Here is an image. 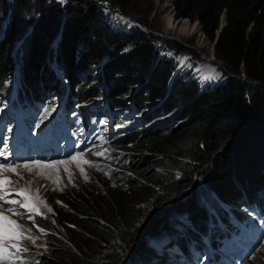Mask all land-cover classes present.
<instances>
[{"label": "trees", "instance_id": "1", "mask_svg": "<svg viewBox=\"0 0 264 264\" xmlns=\"http://www.w3.org/2000/svg\"><path fill=\"white\" fill-rule=\"evenodd\" d=\"M170 4L175 18L197 20L201 31L214 41L212 52L227 71L242 73L244 79L258 84L248 97L244 83L239 85L231 77L225 76L226 83L211 89L184 80L186 73L171 78L172 59L155 58L156 46L165 44L163 39L114 32L106 24L101 6L92 2L85 7L78 0L65 3L64 8L61 4L51 6L35 26L28 18L16 17L20 7L11 10V3L0 6V85L11 84L16 69L24 107L62 102L68 122L72 119L70 109L87 99L105 97L99 102L104 105L110 130L119 121L118 107L129 103L137 111L150 107L142 115L147 123L123 132L113 143L120 149L129 145L127 150L140 153L141 158L135 161L124 159L127 166H136L142 158L150 161L156 168L152 185L128 180L126 189L106 188L97 195L76 194L61 200L62 206H56L55 211L63 214L59 223L65 236L56 238L41 220L36 221L56 264H142L157 248L158 241L150 243L152 237L165 244L178 237L190 220L203 235L207 227L218 230L214 224L230 218L225 208H233L234 203L264 211V0H170ZM3 15L8 17V27L1 26ZM222 15L224 24L220 26ZM62 17L67 22L56 43L53 31ZM31 26L28 43V38L19 42V36L14 43L17 58L26 66L14 67L10 53L16 27L22 31ZM170 44L177 54L186 53L180 45ZM105 48L116 55L99 68V77L96 74L97 81L102 77L105 91L88 89L90 80L76 83L77 70L98 68ZM55 50H59L57 69L52 67ZM138 82L143 86L141 92L131 93L130 88ZM150 110L157 114L156 120L147 115ZM169 118L178 120L177 125L168 128L164 121ZM196 180L218 200L199 204L203 191ZM217 204L224 208L220 215L212 211ZM236 210L239 218H246L245 210ZM179 249L186 253L184 246ZM36 258L40 264H48L41 256ZM258 264H264V257Z\"/></svg>", "mask_w": 264, "mask_h": 264}, {"label": "rangeland", "instance_id": "2", "mask_svg": "<svg viewBox=\"0 0 264 264\" xmlns=\"http://www.w3.org/2000/svg\"><path fill=\"white\" fill-rule=\"evenodd\" d=\"M69 2H73V0H29L28 3H26L25 0H0V6L11 3V10L16 9V7H20V10L15 13L16 17L20 16V18H28V21L30 20L35 26L39 16L46 13L48 8H51V6H55L57 4H61L62 8H64L65 3ZM78 2H80L81 5H84V7L88 2L100 5L102 8L100 11L102 10L103 12L102 15L106 19V24H108V26H112V29L114 32L116 31V33H145L158 37L159 40L163 39L165 44L159 42L160 44L156 46L158 52L155 58L156 60L172 59L171 61L174 63V65L171 70L174 74L171 78H174L175 74H177V77H180L186 73L185 78H183L184 80L189 78L195 81V84L198 88L211 89V86H219L226 83L227 79H225V76L226 78L231 77L239 85L244 83L246 87V97H248V95L253 90H255L256 87H258V84L244 79L242 73H231L230 71H227L224 63H222L224 68H221L219 61L216 60L218 58H216L212 52L214 41H210L201 31L196 19L188 20L186 18H175L170 0H121L123 3H120V0H78ZM11 16H13V13H11ZM220 18L219 25L222 26L224 24L223 15L220 16ZM140 20L146 22L143 24L140 22ZM3 21L1 26L8 27L9 20L7 16L3 15ZM57 21L58 22L53 31V33L56 31L54 35L56 43L60 37L62 38V29L64 28L66 18H58ZM32 29L33 28L31 26L29 29L20 31V29L16 27V35L11 46L10 53L12 65L14 67L19 65L23 68V66H26L24 65V62L21 64V61L17 58V48L15 50L14 46L15 40L18 36L20 38L19 42L28 38V43L30 39L29 35L31 34ZM219 30L220 29L217 31L219 32ZM217 31L216 33L218 34ZM154 33L159 35H155ZM171 42L180 45L183 50L186 51V53L177 54L176 50L172 47V44H170ZM86 48L87 46L85 45L82 47V50H85ZM58 52L59 50H55L51 55L52 61L55 64L52 65V67L56 69V54H58ZM115 56V54H111V52L105 48L104 55L102 56V59H100L98 68L91 67L78 69L83 70L84 75L81 73H79V75L77 70L78 78L76 83H80L82 80H90L91 84L89 85L88 89H102V92H104L105 85L101 82L103 79L101 77V80L97 81L98 78L96 77V74L99 77V72L101 71L99 68H103L107 63L111 62ZM213 58L214 60H212ZM27 67H29V65H27ZM240 70L241 68L239 67V71ZM45 73L49 75L54 82H56L55 78L52 77L47 71ZM235 79L239 80L240 82ZM142 87L143 86H141L139 82L135 83L130 88V92H141L140 90ZM164 90L167 91L164 95L165 98L168 95V87H166ZM126 97L128 99L131 98V94H128ZM101 99H105V97ZM101 99H87L80 107L76 109V117L79 125L83 127L85 124L90 122L94 128H98L100 130L99 135L94 139L88 138L86 142L79 141L78 138L68 140L66 143L59 142L57 147H54L53 151L51 152L52 156L49 159V163L67 161L68 163L66 165L57 164L56 168L54 169L45 168L43 170L33 167L32 171H28L22 167L23 164H18L14 166L17 169L16 172L6 171L5 174L10 181L8 184L9 188H15L18 190L28 189L27 195L29 197L34 198L38 196L40 200L45 201L47 207H54L53 209L51 208V212H48L44 205H39L41 209L44 210V215L40 216V218L36 219V221L41 220L45 227L49 228L50 231H53L56 238L66 235L63 224L59 223V219H64L63 214H58L55 211V208H57L56 206H62L60 203L61 200L72 198L76 194L85 196L91 193L93 195H97L99 191L101 192L106 188L126 189L128 187V180L135 182L138 181L145 186L152 185V181H154L156 178L154 175L156 168L150 164L148 159L142 158L136 166H127V161L124 159H130L129 161L131 162L135 161L137 158H141V155L138 153V151L136 153L134 150H127L126 147L129 145H126V147L123 149H120L121 147L115 144H108L109 146L102 147L101 149L95 148L96 144H99V147H101L100 145L104 137L107 136V139L110 137L109 134H105L106 130H108L109 118L104 113L103 107L98 105ZM50 105L51 108L54 107L52 103H50ZM156 106H159V102L158 104L151 107L153 109ZM122 107L124 106L115 109L116 115L119 118V122L117 125L113 126L114 131L120 133L124 130V128H126L128 131V127L132 126L134 121H139V124L147 123V121L145 122L144 116L142 115L145 114L150 107L145 110L138 109V111L135 109L130 110L129 108L126 109ZM151 110L147 113V115L151 114L152 119L154 118L156 120L157 114L155 113L152 115ZM171 111L172 110H169L167 115H170L169 113H171ZM134 116L136 119L132 121ZM163 118H165V116H163ZM151 121L152 120L149 122L151 123ZM177 122L178 120L175 121L174 118H169L164 121V124L167 127L171 125L176 126ZM74 124L75 120H72L69 124H65L64 127L68 132H71L72 130L76 131V125ZM80 132L81 131H79V133ZM90 132L91 129L89 128L88 133L90 134ZM89 148H91V151ZM73 156H76L78 160L73 161ZM87 158L91 164L84 163ZM65 168H67V171ZM81 169H83V172H81ZM49 174H51V178H49ZM195 182L193 181V184L195 183L199 185V188H201L203 191V193L198 198L199 204L204 202L211 203L218 200V197L213 192L210 193L209 190L206 191L207 188H204V186L200 185L201 183L199 181L196 180ZM154 188L157 189V186ZM237 208H240V206L234 203L233 208L227 207L225 210L232 212ZM212 210L213 213L220 215L224 208L222 205L217 204V206L213 207ZM248 211L249 209L246 210V214H248ZM249 216L251 219L255 220L256 224L255 227H248L245 232H242V237L244 239L249 238L248 241L252 244L255 243V245L244 264H258L259 260L264 257V214H258L256 210H251ZM9 218L10 220L15 221L17 224L22 225L23 229L28 230L25 231V236L31 235L33 238H35V243H32L26 238L17 241L23 248L27 249L25 253L36 256L39 255L42 257V259L46 260L48 264H56L54 263L52 254H49L48 252L50 244L47 240H45L43 232L40 231L42 228H40L41 226L37 224L36 221H25L19 216H9ZM233 221L234 217H231V219H229L228 222L223 225V234H225L228 230H233V227H230L233 224ZM185 225L186 227L181 229L180 235L189 233V230H191L192 221H188ZM208 228L209 227H207V230ZM257 231L262 233L263 237L258 236ZM175 237L177 236L170 238L168 242ZM159 239V237L154 236L150 240V243L157 241L160 243ZM192 239L194 241L198 240V238L195 236H192ZM215 239H217V237ZM253 239L255 240L254 242ZM204 243L208 244L207 240H204ZM160 244L161 248H156L152 253L160 254L162 253L163 249L168 250L170 247V243L167 244V241L166 245L164 244L165 247L163 246V243ZM224 263L227 264L226 262Z\"/></svg>", "mask_w": 264, "mask_h": 264}, {"label": "snow or ice", "instance_id": "3", "mask_svg": "<svg viewBox=\"0 0 264 264\" xmlns=\"http://www.w3.org/2000/svg\"><path fill=\"white\" fill-rule=\"evenodd\" d=\"M99 154V153H98ZM73 161H77L78 158L76 156L72 157ZM67 161H58L54 163L44 164L39 160H34L31 164L25 163L22 165L23 168L27 169L28 171H32L33 167L39 168L41 170L48 168V169H54L56 168L57 164H67ZM84 163H91L89 161H84ZM67 171V168H65ZM0 171H11L16 172V167H13L9 164H0ZM81 172H83V169H81ZM49 178H51V174H49ZM87 178V177H85ZM58 179V177H57ZM10 181L7 177L0 178V191H3L6 189L7 184H9ZM28 189H20L17 191V195H24V202L21 203L17 200H7L6 197L8 193L4 191L3 195H0V201H5L7 204L16 205L20 204V207H23L27 209L29 212H36L39 214L40 210L38 205H44V207L47 208L48 212H51L52 209L50 207H47V204L45 201L40 200L39 197H29L27 195ZM9 212H12L13 214L19 215V212L16 208H9L7 209ZM31 218V217H30ZM25 230L23 229L22 225L17 224L15 221L10 220L8 216H4L0 214V261L4 262H13L15 260L20 259V253L26 252V248H21L18 243L12 242L9 243V241H19L22 239H28L32 243H35V238H33L31 235L25 236ZM41 232H43V229H40Z\"/></svg>", "mask_w": 264, "mask_h": 264}, {"label": "bare ground", "instance_id": "4", "mask_svg": "<svg viewBox=\"0 0 264 264\" xmlns=\"http://www.w3.org/2000/svg\"><path fill=\"white\" fill-rule=\"evenodd\" d=\"M50 103H52L53 104V108H55V107H57L58 106V104L60 105V104H62V102H59V103H55V102H48L47 103V105L45 106V108H44V111H50L51 109H53V108H51L50 106ZM98 105H100V106H102L103 107V111H104V105H101L100 104V102L98 103ZM81 106V105H80ZM79 106V107H80ZM63 108V107H62ZM64 109V108H63ZM77 109V108H76ZM105 113V112H104ZM106 114V113H105ZM107 115V114H106ZM63 116H65L64 114H63ZM64 119H65V117H64ZM72 120H74V119H71V120H69L68 122H66L65 121V124H69ZM37 122H39V120H37ZM109 124H110V122H109ZM118 123H116V124H114V125H117ZM34 125H35V127H34ZM36 126H37V123L35 122V123H33L32 125H31V128H36ZM27 127L29 128V125H27ZM108 128H109V125H108ZM114 130V129H113ZM229 202V201H228ZM224 203V202H223ZM222 203V204H223ZM221 205V204H220ZM251 207H244V205L242 206V207H240V208H237L238 210H242V211H244L245 210V212H246V210H248V209H250ZM213 211V210H212ZM239 213V212H238ZM259 213H261V214H264V212H261L260 210H259ZM228 215V217H230V218H223V219H226V222H217V223H215L214 224V226L213 227H219L218 228V230L217 229H213V228H209V231H210V238L211 239H215L216 237H218V236H222L223 235V225L225 224V223H227L228 222V220L229 219H231V217H234L233 215H231V214H227ZM246 216H247V214H246ZM244 218V217H243ZM217 219V218H216ZM233 225L234 224H232L230 227H233ZM174 237V236H173ZM172 238V237H171ZM169 244V243H168ZM185 257V256H184ZM184 257H183V259H184Z\"/></svg>", "mask_w": 264, "mask_h": 264}, {"label": "water", "instance_id": "5", "mask_svg": "<svg viewBox=\"0 0 264 264\" xmlns=\"http://www.w3.org/2000/svg\"><path fill=\"white\" fill-rule=\"evenodd\" d=\"M219 28H220V27H219ZM217 32H218V31H217ZM154 34H155V33H154ZM155 35H159V34L156 33ZM216 35H217V33H216ZM161 36L166 37V36H164V35H161ZM212 60H214V58H213ZM216 60L219 61V63H220V67H221V68H224V67H223V64H222L223 62H221L219 59H216ZM252 82H254V81H252ZM254 83L257 84L256 82H254Z\"/></svg>", "mask_w": 264, "mask_h": 264}]
</instances>
